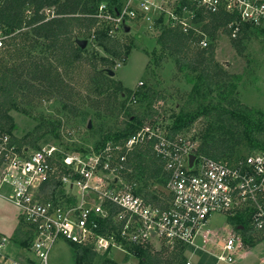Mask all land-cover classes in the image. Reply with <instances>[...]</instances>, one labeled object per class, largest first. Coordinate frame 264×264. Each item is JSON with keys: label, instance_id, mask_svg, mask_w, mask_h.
Listing matches in <instances>:
<instances>
[{"label": "built area", "instance_id": "2783aa9c", "mask_svg": "<svg viewBox=\"0 0 264 264\" xmlns=\"http://www.w3.org/2000/svg\"><path fill=\"white\" fill-rule=\"evenodd\" d=\"M222 11L237 16L227 25L232 38L240 36L244 24L264 30V0H118L114 5L103 1L94 15L110 26L114 37L127 33L125 25L157 36L164 27L179 28L185 33L195 30L203 48L209 37L201 30L205 20L199 16ZM42 13L46 19L55 15L53 8H44ZM10 35L0 26V55ZM151 139L169 173L167 207L148 202L123 175L127 153ZM191 154L196 155L193 164ZM56 181L78 192L63 200L57 194L48 197ZM0 198L17 209L28 227L30 264H49L60 238L103 253L114 248L127 251V244L195 245L215 213L232 216L250 210L251 227L264 234V150L236 161L207 158L181 136L170 137L146 127L125 142L106 143L99 153L85 159L63 154L54 145L21 149L9 133L0 130ZM110 219L117 229L101 231V222ZM222 239L215 253L217 263L236 264L242 238L227 231ZM9 243L8 237L0 236V264H24L7 251ZM186 264L195 263L189 259Z\"/></svg>", "mask_w": 264, "mask_h": 264}, {"label": "trees", "instance_id": "16d2710c", "mask_svg": "<svg viewBox=\"0 0 264 264\" xmlns=\"http://www.w3.org/2000/svg\"><path fill=\"white\" fill-rule=\"evenodd\" d=\"M103 1L114 5L118 0H3L0 3V26L11 34L0 55V130L9 133L12 141L21 149H30L31 146L38 149V143L44 134L34 137L30 133L23 139L16 138L13 131L17 125L10 112L24 111L22 104H31L42 96L57 99L73 115H78L79 108L86 99L91 108L108 117H118L124 112L127 117L126 125L116 134L109 133L103 139L102 146L112 138L115 142H125L139 130L138 115L127 105L128 99L137 96L147 99L152 94L153 87L143 83L136 91L127 88L109 74V68H106L109 58L81 48L75 38L77 29L91 31L97 25L99 21L94 14ZM44 8H53L55 15L46 19L42 13ZM27 10L31 13L28 14ZM236 18L235 13L225 11L200 15L199 20H205L201 30L209 37L208 46L203 48L198 45L201 37L197 36L195 30L185 33L179 28L164 27L157 36L158 45L175 57L177 70L189 71L186 75L188 82L194 84L195 95L191 100L202 91L218 93L217 100L203 107L189 110L181 108L175 115L170 134L176 135L189 128L200 115H205L212 120L213 125L202 136L197 153L207 158L230 161L235 160L238 150L245 144L264 150L261 117L253 108L230 95L234 75L216 58L219 35L224 32L231 36L227 25ZM109 29L110 26L103 23L95 32L94 41L106 52L120 55L119 49L123 45L119 38L109 34ZM250 29L256 28L244 24L240 36L232 38L233 45L239 52L245 48L243 42L248 39ZM125 48V53L129 54L130 46ZM160 61L156 59V64L160 65ZM99 62L105 67H100ZM78 72H86L88 77V94L81 99L82 103L77 101L78 92L71 82ZM42 129L48 131L46 121L36 128L37 131ZM153 146V139L137 143L127 153L123 175L128 182L135 184L136 193L148 202L167 207L171 197L150 188L152 184L165 188L169 178L164 160L156 155ZM59 186V182H54L48 190V197L57 193L63 195L65 190H58ZM230 219L237 230L244 232L245 242L255 245L261 241L251 235V230L254 229L250 227V210L238 212ZM101 224L103 232L111 233L117 229L111 219L102 221ZM21 233L29 234V230L23 229ZM14 240L20 245L26 243L17 235ZM187 247L194 249L195 246L178 245L171 254H164L155 251L151 245L127 244L128 251L139 258L138 264H186L184 251ZM78 248L80 255L77 262L94 264L97 255L95 250L90 246ZM196 251L200 256V264H215L217 261L214 255L202 248H197ZM104 264L119 263L108 258Z\"/></svg>", "mask_w": 264, "mask_h": 264}, {"label": "rangeland", "instance_id": "374dc122", "mask_svg": "<svg viewBox=\"0 0 264 264\" xmlns=\"http://www.w3.org/2000/svg\"><path fill=\"white\" fill-rule=\"evenodd\" d=\"M101 27L102 23L98 22L91 31L77 29L75 38L88 40L86 47L88 52L109 58L110 62L106 68L114 70L113 77L121 81L127 88L136 91L143 83L153 87V92L147 99L141 96L128 99L127 105L133 109L136 116L138 115L140 131L148 127L152 132L160 131L170 137L175 136L170 134L171 126L175 115L181 108L185 107L189 110L198 106L203 107L209 102L217 100V92L209 94L205 91L197 94L193 100L190 99L194 95V84L188 82L186 74L189 71L180 72L177 70L175 57L158 45L156 32H146L139 26H135L128 33L120 32L117 39L119 38L123 46L119 49L121 54L115 56L96 45L94 41V34ZM248 35V39L243 42L245 48L239 52L233 45L232 37L227 33H220L217 40L216 58L224 68L234 75L230 95L237 97L241 102L257 111L264 127V30L250 29ZM127 45L131 48L129 54L125 53ZM38 52L39 49L36 50V53ZM156 59L161 60L160 65L156 64ZM99 66L105 67L100 62ZM72 78L71 82L78 92L77 101L82 103L81 99L88 94L87 74L78 72ZM88 102L89 100L86 99L80 106L78 115H73L65 110L62 104L53 97L42 96L31 104H22L21 107L24 108V111L12 110L10 112L17 125L13 135L18 139H23L30 133H33L34 137L44 134L38 143V148L54 145L63 154L89 159L101 151L102 141L109 133L116 134L122 130L127 123V117L124 112L118 117H108L96 112ZM44 121L48 123V131L46 132V129L37 131L36 128ZM90 123L92 124L91 128L89 127ZM212 125L211 119L200 115L189 128L179 131L177 136H181L187 143L190 142L192 145L198 146L202 136ZM108 142H114L113 138ZM35 149L31 146L30 151ZM258 150V148H252L249 144H245L238 150L234 161L238 158H245ZM151 186L152 190L171 197L166 188L159 185L153 186V184ZM61 189H64L65 193L63 195L57 193L59 200L69 198L72 196V192H78L77 190H68L63 185L58 188V190ZM230 217L229 214L224 213L211 215L203 233L195 240L197 245H194V249L187 247L184 251L186 261L191 259L195 264H200L197 248H202L215 256V253L220 250L219 244L223 243L222 237L226 235L227 231H232L238 234L243 241V247L240 249L236 264H264V234L251 230V235L261 241L255 245L247 243L244 241V232L233 226ZM23 229L27 230L28 227L20 219L17 209L8 201L0 199V236L4 235L10 239L7 251L11 256L24 264H30L27 260L33 257L30 252L31 237L29 234L21 233ZM16 235L25 240V245H20L14 240ZM151 246L155 251L164 254H171L174 249L163 242H155ZM124 248H127V245H124ZM95 252L97 255L94 264H104L108 258L119 264L139 263V258L128 250L114 248L106 253L96 250ZM79 255L78 245L60 238L50 253L49 264H79L77 262ZM215 264H218L217 261Z\"/></svg>", "mask_w": 264, "mask_h": 264}, {"label": "water", "instance_id": "95a60500", "mask_svg": "<svg viewBox=\"0 0 264 264\" xmlns=\"http://www.w3.org/2000/svg\"><path fill=\"white\" fill-rule=\"evenodd\" d=\"M125 28V31L128 33L131 31V27L129 25H125L124 26ZM78 44L81 46V48H86L87 45H88V40L87 39H78ZM109 74L111 76H114L115 75V71L112 70V69H109ZM92 124L90 123L89 124V127L91 128ZM196 158V155L195 154H191L189 159H190V164H193V161L194 159Z\"/></svg>", "mask_w": 264, "mask_h": 264}, {"label": "crops", "instance_id": "0c3cea01", "mask_svg": "<svg viewBox=\"0 0 264 264\" xmlns=\"http://www.w3.org/2000/svg\"><path fill=\"white\" fill-rule=\"evenodd\" d=\"M0 199H1V198H0ZM208 234H210V232H208ZM211 234H212V233H211ZM199 235H201V234H199ZM199 235H198V236H199ZM198 236H197V237H198ZM195 245H197V244H195ZM204 247H205V246H204ZM27 261H28L29 263H31V260H30V258H28V260H27Z\"/></svg>", "mask_w": 264, "mask_h": 264}]
</instances>
